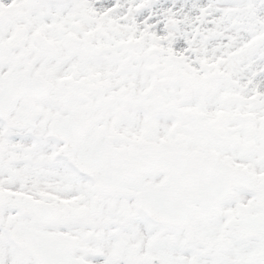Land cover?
<instances>
[{
    "label": "snow or ice",
    "instance_id": "1",
    "mask_svg": "<svg viewBox=\"0 0 264 264\" xmlns=\"http://www.w3.org/2000/svg\"><path fill=\"white\" fill-rule=\"evenodd\" d=\"M0 264H264V0H0Z\"/></svg>",
    "mask_w": 264,
    "mask_h": 264
}]
</instances>
